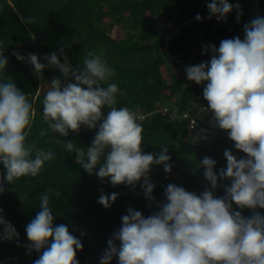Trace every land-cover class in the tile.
<instances>
[{
  "label": "clouds",
  "instance_id": "1",
  "mask_svg": "<svg viewBox=\"0 0 264 264\" xmlns=\"http://www.w3.org/2000/svg\"><path fill=\"white\" fill-rule=\"evenodd\" d=\"M233 7L228 0H211L207 4L208 18L226 20ZM235 8L239 21L242 10L239 4ZM195 18L201 20L199 14ZM22 22L30 24L33 19ZM243 31V39H223L218 48L203 46L211 50L210 60L186 66L184 71L189 81L198 85L207 82L202 93L207 108L203 110H211L212 127L227 130L234 148L246 156L237 158L225 149L226 168H220L218 173L214 171L216 161L205 156L198 166L210 187L197 195L169 183L164 189L165 201L158 203V211L147 218L128 207L119 229L107 240L100 264H109L114 256L118 264H264V214L255 211L264 209V17L252 19ZM12 55L31 65L38 78L46 67L62 74L63 81L53 77L44 94L42 119L47 129H41L40 136L50 129L67 137L70 130L79 133L82 125L98 129L86 150L71 140L63 146L76 153L75 162L85 172L95 174L102 182L109 178L113 187H135L143 178V194L148 201H154L155 185L148 173L154 164L163 165L165 173L171 172L168 147H162L158 154L142 151L143 126L129 108L116 107L120 89L116 83H106L115 76V70L103 59V51H89L82 68L72 67L63 47L44 56L47 64L41 63L36 54L25 56L13 51ZM7 64L0 52V72ZM105 107L109 109L106 115L102 111ZM35 115L33 103L6 76L0 82V163L6 170L3 179L9 184L21 177H36L45 162L54 159L52 151L34 142L26 143ZM204 132L201 129L190 137V142L207 140ZM98 165L99 170L94 172ZM218 179L230 180L224 185L223 197L214 196ZM4 191L0 184V193ZM118 195H105L101 190L98 203L109 208ZM233 203L240 210H253L252 215L243 216L241 211L233 210ZM53 220L49 195L44 193L39 211L25 229L29 253L43 249L33 264H79L76 252L83 247L81 240L66 225L53 226ZM0 225V239L18 238L15 227L2 215Z\"/></svg>",
  "mask_w": 264,
  "mask_h": 264
},
{
  "label": "trees",
  "instance_id": "2",
  "mask_svg": "<svg viewBox=\"0 0 264 264\" xmlns=\"http://www.w3.org/2000/svg\"><path fill=\"white\" fill-rule=\"evenodd\" d=\"M210 2L0 0V52L8 60L4 72H0V82L6 76L11 77L33 103L36 115L26 143L34 142L37 147L54 153V159L46 161L36 177H21L14 184L3 179L6 170L0 163V184L5 188L0 193V215L19 234L11 241L0 239V264H33L42 254L43 249L40 253H29L25 247L29 243L25 229L39 211L40 196L44 193L49 195L53 226L64 224L81 240L83 247L76 252L79 264H100L107 240L119 229L121 216L127 214L128 207L147 218L158 211V203L165 201L164 189L169 183L197 195L210 187L203 169L198 166L205 156L216 161L214 171L217 173L220 168H226L225 149H230L237 158L246 156L234 148L227 130L212 127L211 110H203L207 108L202 95L204 86H190L184 69L210 60L212 52L203 46L218 48L223 39L236 36L243 39L244 25L258 16L264 17V0H228L234 7L226 20H217L215 16L208 18L207 4ZM236 4L242 10L239 21ZM197 14L201 17L199 21L195 18ZM30 17L33 23L22 22ZM118 30L119 36L115 37L113 32ZM18 43L20 47L29 45L36 50L40 62L45 64V55L63 47L73 68L83 67L82 61L89 51H103V59L115 70V76L106 83H116L120 89L116 94V107L129 108L143 126L142 151L158 154L162 147H168L171 172L165 173L163 165L154 164L148 173L155 185L154 201H148L143 194L140 187L143 178L135 187L124 184L113 187L109 178L102 182L95 174L85 172L75 162L76 153L63 146L66 140H71L86 150L98 129L89 130L82 125L79 133L70 130L67 137L52 133L50 129L40 136L41 129H47L42 119L44 94L53 77L62 81L63 77L58 69L48 67L43 69L42 77L34 75L26 62L12 55L13 51H21L19 46L15 47ZM169 57L172 60L168 61ZM60 59L63 62V57ZM108 110L107 107L102 109L105 115ZM191 118H194L192 125ZM201 129L208 139L190 142V137ZM58 139L60 144L56 143ZM98 170L99 165L94 172ZM228 184L230 180L218 179L214 196L223 197L224 185ZM101 190L105 195L119 194L111 207L105 208L98 203ZM233 210L241 211L243 216L253 213L247 208L240 210L235 203ZM255 211L264 214V209ZM2 234L3 226L0 225V236ZM116 243L119 246V241ZM109 264H118V257L114 256Z\"/></svg>",
  "mask_w": 264,
  "mask_h": 264
},
{
  "label": "rangeland",
  "instance_id": "3",
  "mask_svg": "<svg viewBox=\"0 0 264 264\" xmlns=\"http://www.w3.org/2000/svg\"><path fill=\"white\" fill-rule=\"evenodd\" d=\"M105 21H106V20H105ZM172 30H173V29H172ZM119 33H120L119 30L116 31V32H113V34H114L115 37H118V36H119ZM168 34H169V33H168ZM18 46L20 47L19 43H18V44H15V47H16V48H18ZM20 50H21V51H19V53L22 54V55H25V56H26L27 54H29V53L36 54V55H37L36 50L32 49L29 45L21 46V47H20ZM170 58H171V57L168 58V61H169V60H172V59H170ZM27 66H28L31 70L33 69V67H32L31 65L27 64ZM165 78L168 79L169 77L166 76ZM166 93H167V91H166ZM77 147H78V146H77Z\"/></svg>",
  "mask_w": 264,
  "mask_h": 264
},
{
  "label": "built area",
  "instance_id": "4",
  "mask_svg": "<svg viewBox=\"0 0 264 264\" xmlns=\"http://www.w3.org/2000/svg\"><path fill=\"white\" fill-rule=\"evenodd\" d=\"M189 82V85L191 86V85H195L196 83L194 82V81H188ZM205 85V83L204 82H202L201 84H197V86L198 87H201V86H204ZM204 109V108H203ZM166 111V109H163V112H165ZM186 116V114H183V117H185ZM193 122H194V118H191L190 119V125H192L193 124Z\"/></svg>",
  "mask_w": 264,
  "mask_h": 264
}]
</instances>
